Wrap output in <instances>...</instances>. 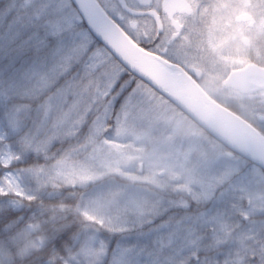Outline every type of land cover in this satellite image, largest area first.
<instances>
[{
  "label": "rangeland",
  "instance_id": "1",
  "mask_svg": "<svg viewBox=\"0 0 264 264\" xmlns=\"http://www.w3.org/2000/svg\"><path fill=\"white\" fill-rule=\"evenodd\" d=\"M98 1L134 39L150 44L145 32L151 27H143L146 19L128 18L119 7L126 3L136 8V0ZM179 1L153 0L151 4L154 11L162 7L159 12L166 26H171L173 18L172 25L178 22L176 27L183 28L170 46L154 45V51L186 70H201L200 86L213 98L243 101L224 89L223 82L231 71L259 58L252 43L264 35V14L254 18V12L262 10L258 7L264 0H213L218 8L212 12L200 5L192 12L188 3L179 5ZM15 7L29 4L15 0ZM170 47L180 53L169 51ZM92 55L93 68L77 77L74 93L66 101H55L50 109L42 107L43 122L32 130L25 142L28 146L36 149L74 137L95 106L123 80L125 69L104 47L94 46ZM128 88L107 134L111 108ZM248 95L240 106L243 114L253 117L264 112L259 94ZM5 101L0 93L1 139L8 130L17 131L21 112L4 109ZM18 159L8 145L3 146L1 165L8 167ZM36 173L41 184L52 189L49 193L56 192L55 182L84 190L80 214L122 236L109 256V242L93 233L63 264H103L107 257V264H264L262 169L227 152L142 82L121 83L117 94L101 108L84 143L70 151L67 161L52 173ZM23 182L20 171L7 170L0 178V193L29 197ZM10 204L21 207L16 201Z\"/></svg>",
  "mask_w": 264,
  "mask_h": 264
},
{
  "label": "trees",
  "instance_id": "2",
  "mask_svg": "<svg viewBox=\"0 0 264 264\" xmlns=\"http://www.w3.org/2000/svg\"><path fill=\"white\" fill-rule=\"evenodd\" d=\"M8 2L9 0H0V10L8 8ZM263 5L261 3L258 8L264 10ZM262 10H255L254 18L264 14ZM106 13L112 17L108 12ZM127 13L131 19L136 17L133 10H127ZM13 15H15V11ZM241 35L243 36L244 33ZM243 38L246 36L244 35ZM138 44L157 53L154 51V45L145 42H138ZM252 44L253 48H257L259 58H252L250 61L264 67V35L256 36ZM98 45L100 46V44ZM113 61L120 65L116 59L113 58ZM125 74L123 80L108 94L109 97L98 103L90 112L74 137L59 140L45 147L39 146L36 149L31 148L25 142L30 139L32 130L40 127L43 122V110L40 102L26 99L16 92L2 93L6 99L4 109H20L21 112L18 115L19 127L17 131L11 133L8 130L7 137L0 138V151L4 145H8L19 161L8 167L0 164V178L7 170L20 171L24 175V189L29 197L0 193V264H63L93 233H97L106 243L109 242L108 255L112 254L114 244L122 236L107 231L98 226L95 221L87 220L80 214L78 207L84 190L75 185L55 182L56 192L49 193L52 189L41 184L42 179L37 177L36 172L52 173L57 166L67 161V154L84 143L101 108L108 104L112 96L117 94L121 83L123 85L127 79L142 82L131 73L126 72ZM128 91L129 88L123 91L111 108L106 123L107 134L111 133L114 118L122 107ZM241 97L243 101L241 100L239 103H226L225 101H220V103L254 125L255 117L258 114L254 113L253 117H249L243 114L240 107L250 96ZM3 111L0 109V113ZM260 114L264 115V112ZM185 198L188 203L191 201L188 196ZM13 201L20 203L21 207L14 208L10 204ZM190 205L193 206L192 203ZM180 212L186 213L185 210ZM107 262L108 257L103 264H107Z\"/></svg>",
  "mask_w": 264,
  "mask_h": 264
},
{
  "label": "snow or ice",
  "instance_id": "3",
  "mask_svg": "<svg viewBox=\"0 0 264 264\" xmlns=\"http://www.w3.org/2000/svg\"><path fill=\"white\" fill-rule=\"evenodd\" d=\"M86 2L77 0L81 10ZM25 3L28 8L16 9L11 0L0 10V93L16 92L50 109L74 93L82 71L93 68L98 41L72 0Z\"/></svg>",
  "mask_w": 264,
  "mask_h": 264
},
{
  "label": "water",
  "instance_id": "4",
  "mask_svg": "<svg viewBox=\"0 0 264 264\" xmlns=\"http://www.w3.org/2000/svg\"><path fill=\"white\" fill-rule=\"evenodd\" d=\"M140 2L144 7L151 4V0ZM72 4L84 18L85 27L91 28L98 43L127 72L175 105L225 148L256 164L264 172V137L248 122L204 92L196 83L199 71L187 73L179 64L141 48L106 14L97 0H87L83 10L77 0H72ZM88 15L91 16V24ZM251 78L264 81V68L250 63L234 70L226 78L224 87L247 94L251 86L255 85ZM259 119L264 121L263 116Z\"/></svg>",
  "mask_w": 264,
  "mask_h": 264
},
{
  "label": "flooded vegetation",
  "instance_id": "5",
  "mask_svg": "<svg viewBox=\"0 0 264 264\" xmlns=\"http://www.w3.org/2000/svg\"><path fill=\"white\" fill-rule=\"evenodd\" d=\"M136 1H137L136 9L137 10L138 9H144V10H142V11H144V13H142V12H140V13L146 15L144 18H140L139 17V19H137V17H136V19L139 20L140 22H141L142 19H146L147 23L143 27H148L147 24H149V27H151L150 28L151 32L148 31V30H147L148 32H145V35L149 36L148 37L149 43H151L153 45H157V46L161 45V47L166 45L168 47L173 42H175L177 38H179L181 36L183 28L182 27H179V28L176 27L177 24H179L178 22L175 21L176 23L174 25H172L174 20H170V23H171L170 27L166 26L164 24V22L166 21V19L164 17V14L159 12L160 8H162V7H160L156 11H154L155 9L154 10H146L147 7H143L138 0H136ZM152 3H153V0H152ZM186 3H188L189 9H192V12L197 10L199 5L202 6V8H206V9H208L211 12L214 9L218 8L217 5H213V0H207V1L196 0V2H194L193 0H190V1L189 0H183V5H186ZM150 7L151 6H149L148 8H150ZM147 15H149V16H147ZM187 15H190V14H187ZM170 19H172V18H170ZM138 25H139V27H141L139 29L141 30V33L143 34L144 30L142 28V24L139 23ZM200 31H201V28L199 26L196 27L195 32H197V34H196L197 37H198V34H199ZM168 50L171 51V52L180 53L177 49H174L173 47L168 48ZM159 54L164 55L162 53H159ZM190 70H199V69L190 68ZM190 70H187V71L189 72ZM199 71H200V75H199V80H200V78L202 76V71L201 70H199ZM251 81L255 85L251 86V88L249 89L247 94H249L250 92L254 91L256 94H260L262 96L263 93H264V88H263L264 81L261 80V79H252V78H251ZM227 88H229V87H227ZM231 90H233V89H231ZM234 92H237V91L234 90ZM247 94H243V95H247ZM236 98H237V96H236ZM255 118H256L255 119L256 121H254L255 122L254 125L256 126V128L259 131L264 132V121H261L259 119L260 115H257ZM257 123H259V124H257Z\"/></svg>",
  "mask_w": 264,
  "mask_h": 264
}]
</instances>
